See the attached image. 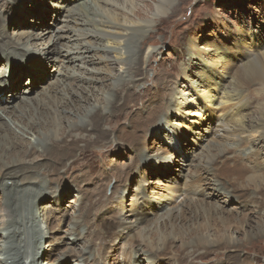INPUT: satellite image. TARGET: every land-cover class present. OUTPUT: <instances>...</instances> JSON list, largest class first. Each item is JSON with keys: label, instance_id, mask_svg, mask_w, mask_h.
I'll return each mask as SVG.
<instances>
[{"label": "rangeland", "instance_id": "obj_1", "mask_svg": "<svg viewBox=\"0 0 264 264\" xmlns=\"http://www.w3.org/2000/svg\"><path fill=\"white\" fill-rule=\"evenodd\" d=\"M24 1L25 0H22L17 3V7H19L16 8L17 12L15 11V15L12 18L10 17L11 14L5 18V23H7L11 38H15L16 33L22 32L29 35L33 33L34 36H36V34L42 35L47 30H51L49 36H53V34L63 36V38L56 43H54V37L50 42L48 37L47 42H43L45 46L42 44V41H38L39 39L35 40L37 41L36 47L31 46V43L23 44L20 47H18L19 44H14L12 47L14 49L12 51L24 54L23 57H10V53L7 57H3L0 53V75L3 73L4 64L8 66L7 63L10 57L15 58L14 65L22 66L23 68H21L23 71L36 73L37 76H35V80L38 77L40 78L41 74L46 76L44 81L38 82V85H40L39 89L37 88L35 93L29 91V95L22 94V92L31 88L33 82H31L30 77H22L19 80V91L17 90L18 92L15 93L16 96L22 95V98L29 99L27 100L28 107H31L33 102L40 101V98H46V102H49L54 109L62 110L64 107L63 105L68 104L72 100V97H78L76 93H81V88L87 87L91 79H93L92 88L89 90L86 89V92L83 94L84 97L88 98L87 102L88 100L90 103L94 102V98H92L91 95H98L106 101V99L110 98V93H101L99 92V88L103 86L109 87L112 84L116 86L122 81L130 80L128 66L121 72L118 66L108 69V66H106L107 64L101 60V56H104V51L101 47L106 42L105 38L98 34L94 35L93 23L91 24L86 18L78 17L79 14H83L81 13L82 10L85 11V9L88 10V8H91L92 4L89 0L80 1L81 4L85 5L81 7V9L83 8L82 10L75 7L76 4L71 3L76 0H34V3H29L30 8L33 9H27V3L23 4ZM117 1L121 8L116 9L113 7L111 10L112 12L115 11L119 23L129 27L132 26L133 21L140 23L139 25L148 26L143 33H139L135 39L123 45L126 52L125 58L128 63L131 64V61H134L135 56H133V53L135 49L140 45L141 40L143 41L144 37L150 34H152L151 41L149 45L146 46V49L149 48L150 51L154 52V56L150 60V63L144 66L141 80L136 82V87L132 89V92L138 97L137 99L132 97V100L129 102V105H135L133 108L134 115L130 114L131 106L121 112L122 114L119 113L121 114L120 117H122V119H119L122 122L120 128L123 127L124 130H127V133H133L132 126H129L127 121L130 117H138L141 121L147 120L150 124H155L148 126L142 123L139 126L142 127V131L138 132L142 145L139 147L138 151L140 148H143L141 151L140 160H142L140 164H138L137 160L138 151H132V146L126 143L121 144L120 142L117 143L113 141L114 137L110 136V138L108 139L107 137L108 140H106L109 142L113 141V145L110 146V148L100 146L102 145L100 141L99 143L94 141L93 145L95 146L88 147V149L91 150L85 155H90L89 159L95 161V166L92 171L79 166L75 171L64 174L63 179L67 181L69 185L58 188V184H51V177L43 175L42 173H40L39 179L42 180V182L45 180L43 186H39L38 184H25V188L22 190L24 192H18L21 194L17 196L14 216L19 224L22 221H26V218L30 220L31 224L29 223L27 228L25 226L26 233L24 243L22 244V246L25 244L29 252L26 255V253L21 250L16 253H10V256H15L17 258L24 257L27 261L26 264H134L130 262L135 259V255L127 260L125 254L132 250L130 247L133 248V244H136L130 241V233L125 229V227H130L132 225V223H130L132 218L129 216L130 208L134 206L146 212H150L151 205H153L151 202L155 200L156 204H158V208L156 207L158 210H155V214L153 213L147 216L148 219H150V225H139L134 231L136 235L142 234L148 244H152L154 240V245L158 237L155 232H157V230L159 233L165 232V228H163V231L161 230L160 224L165 218L167 219V217L161 219L162 221L159 219V217L166 212L165 208L169 204H167V202H161V199L169 196L170 192L167 191L174 190V186H176V189L180 187V189H178L180 190L179 195L183 197V194L187 192L189 183L192 180L198 181V174L200 179L202 178L200 181L207 186L213 185L212 180L218 183L217 189L221 190L218 203L221 202V204H219L228 212L226 215H237L239 218L240 216L238 215H240V213L245 215L250 212L252 214L249 216V219L251 218V226L253 225V227H258L256 224L260 218L263 217L264 207H256V205L250 203L247 205V208L243 203L241 204V199L223 191V183L218 182L219 179H215L217 174L214 176V167L205 164V166L209 168V170L207 169L206 171L205 166L203 168V166L197 162V157L202 152L210 149L208 147H212V145L214 147L212 150L223 149L220 144H217L215 137L209 136V132L205 130L211 129L213 132L217 131L222 125L221 118L232 110H235L238 104L246 105V110L244 116L239 114L237 118H247L249 121H254L258 118V109H264V83L260 81L256 82L257 84L253 83L246 85V78L242 81L235 79L236 85L238 84L236 96L239 100L237 101H232V98L226 97L224 94L225 90L228 92L230 91L229 87L235 85V80L231 78L237 74L241 66L247 64L246 60H248V57L246 54H257L264 58V0H175L172 1L173 6L171 8L169 7L168 13L160 14L159 16L155 15L157 14L156 5L161 3L160 0ZM0 13L6 16L7 10L1 8ZM73 17L80 18L77 25L70 22ZM21 20L23 23L22 27L16 29L14 24L20 23ZM57 30H59V32ZM111 32V35L117 38L122 37L120 32ZM86 35H89V37L84 38ZM194 46L200 48L198 52L204 53V55H202L204 59H201V57L200 59H191L190 55L191 52H194ZM18 48L20 49L18 50ZM49 48H58L65 56L70 52L68 55L69 62L68 60H64V62L62 59L58 60L57 55L48 56L45 51L49 50ZM90 48L91 50L86 53V49ZM110 48L114 49V45H110L109 49ZM77 51H81V53L77 55ZM76 56H80V58L83 59H77V61L74 59L71 61V57ZM92 57L94 59H92ZM202 60L210 64L209 66L205 65L204 68L210 71L212 70L217 74L210 77L211 82L203 78V75L196 76V74L203 71V65H201ZM35 61L38 62L37 68L31 66ZM23 62L27 65L24 66ZM8 68H10V66ZM19 74H21V71ZM69 75L74 80L70 89L69 87L67 89V86H63V84L66 82V78ZM220 76L224 77V79H222L223 82H220ZM207 82L209 83L207 84ZM219 83L226 85V87L221 86ZM227 88L229 89L227 90ZM48 89L52 95H50L51 98L48 96ZM201 91L204 92V94H209L210 97H212L211 100H213V103L203 101L204 99L200 97ZM5 95L7 96L4 97V103L12 105L11 102H8L10 100L7 98L11 94L7 92ZM183 96L197 106L187 105L183 108L182 115L178 116L177 111H173L171 108L170 110L166 105L169 103L171 105L173 103L171 107H174V105H176L175 102L182 103ZM87 102L84 101V99H80L79 104L81 107H85ZM200 102L205 103V108H203L204 106L200 104ZM51 106L50 109L52 108ZM98 106V104H95L96 108ZM199 106L202 107V110L196 112L200 110ZM67 109L68 111L64 114L66 118L72 119L77 117L74 108L73 110H71V108ZM155 109H161L162 119L157 120V116L154 113L157 110L155 111ZM105 115L108 116L107 113H105ZM158 116H160V114H158ZM79 121L82 122V119ZM65 125H68V121L65 122ZM162 126H164V128ZM62 128H64V126ZM56 134H60V128L56 129ZM47 136L51 137L54 135L53 133H49ZM115 136H118V134H115ZM29 138L31 139L32 137L29 136ZM261 138V142L258 145H254L251 141L242 137L235 138L232 142L229 140L225 144H228L227 146L230 148H238L237 154L240 153L239 156L248 154L246 156L249 157L250 160L253 158V161H250V165L255 166V168L258 166L260 169L262 168L260 172L257 171L255 173L258 175H264V173H261L264 172L263 135ZM217 140H220V138H217ZM243 143L245 144L242 146L241 144ZM199 145H202V149L199 148ZM91 151L95 152L90 153ZM36 154L37 153H35V155ZM79 154L81 153L78 152L77 162L83 163L85 156L79 157ZM159 158L163 159L161 162L171 161L170 165L172 168L170 167L169 171H165L160 167L161 164L157 161ZM178 160L186 162L184 167L185 170L182 174L180 171H174L178 167L172 165V163L174 164V162ZM237 160L238 159H230L228 163L237 165L239 164ZM130 166L135 168V175L129 177L126 187L124 186L118 190L117 186H119V182L123 181V179L127 180L126 171H128L127 169ZM195 170H198L196 172L197 176L193 174ZM230 172L235 174L234 169ZM73 175L82 176L80 178V181L83 183L81 188L80 185L74 182L72 178ZM87 175L90 176L89 180ZM83 179H85V182H83ZM22 180L23 178L19 179V183H21ZM10 183L11 182H8V184ZM227 183L231 184L230 180H227ZM107 184V190H104ZM195 187L194 189L198 190V185ZM42 188L44 192L40 193L39 190L43 191ZM100 191H102V196L100 195ZM91 192L94 200H98L100 197L105 196L107 200L113 198L114 202H122V207L117 209L115 203H109L110 200H108L106 203H109V205L106 209H102L101 207L97 208L96 210L99 209V211H97V216L93 218V222L90 221V225L88 223L87 225L82 224V228L80 229L81 239L79 238L76 243H73L72 236L74 229L76 223L80 221L79 217L81 215V210L85 207L83 201ZM1 193L2 191L0 190V195ZM157 193L161 194V196L154 195ZM182 197L177 199L175 201L176 203L168 206L167 210L179 204L183 199ZM32 204L33 207H31ZM42 207L46 208L42 209ZM46 212L53 213V215L56 214L59 219L64 213H67L68 216H65L55 224L51 223L49 226L47 224V216L44 214ZM189 217L192 218L187 214V218ZM108 219H112V221L118 219L123 223V228L115 234L108 244L102 245V241L99 240L98 234L101 228H104V224H106L105 222H107L106 220ZM10 221H12V219H10ZM177 224L181 225L180 227L183 226V223H180V221ZM184 225V228L188 226L187 228H189V230L191 229L189 227V222L187 224L184 223ZM50 227H54L56 230L50 233ZM225 227V229H228V233H233V237L236 238L235 240H237V243H246L245 236L241 230H233L232 225H227V223ZM214 234L216 233L213 231L212 234H209L211 235L209 238L212 239ZM186 235L185 233V235L181 234L177 237L178 241L176 240L172 247L173 256H180L183 254L182 252L185 248H187L185 250L186 252L187 250H189L188 252H192L193 247H187ZM180 236H185V245H183V242L179 239ZM54 239H57V241ZM213 240H216V238ZM147 242L145 243L147 244ZM192 242H194V239L189 241V243ZM258 242L259 241L256 240L253 247L257 246L260 250L258 249L255 251L247 247L246 251H243L241 255L242 262L232 264H264V245L260 248L262 243ZM141 246L142 247L137 243L135 248L144 250L145 245L141 244ZM8 247L10 248V246H7V248ZM69 248L73 250H69ZM199 251L202 253L201 251L203 250H198L197 252ZM46 252L45 258L42 259ZM197 252L195 250L192 253L195 254ZM216 252L220 256L216 257V253H213L209 257L205 256L203 258L194 259V261L190 263L220 264L223 262L224 264H231V262H233L227 260L229 258L225 253L222 254L223 250H218ZM0 254L4 255L1 252ZM60 254H68L70 260L67 263H58L56 260ZM140 256L141 258L143 257L142 254ZM232 256L237 259L238 254H233ZM245 256L247 259L244 262ZM64 260L63 258V261ZM139 261L140 259L136 260V262ZM166 262L167 260L162 263H151V261L147 262V260H142L141 263L136 264L179 263L177 260H172L170 263Z\"/></svg>", "mask_w": 264, "mask_h": 264}, {"label": "bare ground", "instance_id": "obj_2", "mask_svg": "<svg viewBox=\"0 0 264 264\" xmlns=\"http://www.w3.org/2000/svg\"><path fill=\"white\" fill-rule=\"evenodd\" d=\"M19 1L22 0H0V9L3 8L4 10H7L6 16L0 13V53L2 54L3 57H7L9 53H10L9 55L10 57L24 56V54L12 51L14 49L12 48L14 44L15 45L19 44L18 47H20L23 44L31 43V46L36 47L37 41L35 40L37 39H39L38 41H42V44L44 45L45 43L43 42H47L48 37H49V42L54 37V39L56 40V41L54 40V43L59 42L63 38V36L59 34L58 35L53 34V36H49L51 30L50 31L47 30L42 35L36 34V36H34L33 33L30 35L25 32L16 33V37L17 36L18 37L11 38L9 35L10 32L7 27V23H5L6 22L5 18H7L9 14H11L10 15L11 18L15 15V11L17 12L16 8L19 7V6L17 7V3ZM80 1L82 0H76L71 3L76 4L75 7L81 9V7L85 5L81 4ZM172 1L175 0H160L161 3L156 5L157 14L155 16H159L160 14H167L169 7L171 8L173 6ZM89 2H91L93 8L91 6V8H88V10L85 9V11H83L82 8L81 13L83 14L82 15L79 14L78 17L86 18L87 20H89L91 24L93 23L92 25L94 26V35L98 34L105 38L106 42L101 47L103 48L104 51V56H101V60L107 64L106 66H108V69H112L114 66H118L119 71L121 72L123 69H125V67L128 66L127 68L130 74V80L122 81L120 84L116 86L112 84L109 87L103 86L102 88H99V92L101 93H108V94L110 93L109 94L110 98L106 99V101H104V99L100 98L98 95L97 96L91 95V97L94 98V102L90 103L89 100L87 102L88 98L84 97L83 94L84 92H86L85 91L86 89L89 90L92 88L93 79H91L90 82H88L87 87L81 88L82 94L76 93L78 94V97L76 98L72 97V100L68 104L63 105L64 107L62 106L64 109L61 107L62 110L54 109V107H52L49 102H46V98L44 99L40 98V101H35L33 102L31 107H28V102H27V100H29L28 98H22V95L16 96L15 92L19 91V86H20L18 84L19 80L22 77H26V76L30 77L31 82H33L31 84V88H28L27 91L24 90L22 92V94L29 95V91L31 93L32 92L35 93L36 89L37 88L39 89L40 85H38V82L44 81L46 79V76H44V74H41L40 78L38 77L35 80V76H37L36 73H31L30 71L29 73L26 72L25 70L23 71L22 66L19 65L16 66V64L14 65L15 58L9 57L7 63L8 66L4 64L5 67L3 66L4 67V69L2 70L3 73H1L0 75V190L2 191L0 195V235H1L0 252L4 255L0 254V264L27 263L26 258L24 257L17 258L15 256H10V253L12 252L16 253L21 250H23L26 253V255L29 252V250L27 251L25 244L24 246H22V244L24 243V239H25V233H26L25 226L26 228L28 227L30 220L26 218L25 219L26 221H22L19 224L17 223L18 220L14 216L15 208L17 205V196L21 194V193L19 194L18 192L19 191L21 192L25 188V184H29V185L38 184L39 186H43L45 180L42 182V180L39 179L40 178L39 175L40 173H42L43 175H47L51 177L52 178L51 184H55V185L58 184L59 185L58 188H61L62 186L65 185H69L68 182L63 179L64 174H66L67 172H68L67 174H69V172L75 171V169L79 166L81 168H87L89 171L93 170L95 166V161L90 160L89 159L90 155L88 156L85 154L89 150H91L88 149L89 146H93V147L95 146L93 145L94 141H96V143H99V141L102 142V145L100 146L106 148H110V146L113 145L112 144L113 141H116L117 143L120 142L121 144L126 143L127 145L132 146L131 147L132 151L137 152L139 147L142 145V142H140V136L138 135V132L142 131V127H139L140 124L144 123L145 125L148 126L155 124V123L150 124L147 120L141 121L139 120L138 117L136 118L130 117V119H128L127 121L129 123V126H132L133 133H127V130H124L123 127L120 128L122 122L121 120H119L122 119V117H120V115L122 114L121 112H123L127 107L131 106L130 114L134 115L133 108L135 105L134 106L129 105V102L132 100V97H134L135 99H137L138 97L136 94L132 92V89L133 87H136V82L141 80L144 66L150 63V60L154 56L153 51H150L149 48L146 49V46L149 45L151 41L150 39L152 34L144 37L143 41L141 40L140 45L135 49L133 53V56H135L134 61L130 60L132 62L131 64H129L125 58L126 52L124 50L123 45L127 42H131L133 39H135V37H137L139 33H143L145 29L148 28V26L147 25L142 26L139 25L140 23L133 21H132V26L129 27L123 26L121 23H119L118 19L116 18L115 11L112 12L111 10V8L113 7L116 9L121 8L118 5L117 0H89ZM25 3H27L26 8L29 9L30 8L29 3L30 4L34 3V0H25L23 4ZM78 17H73L70 20V22L77 25L80 19ZM22 25L23 23L21 20L20 23H15L14 27H16V29H19L22 27ZM57 31L59 32V30ZM111 31L120 32L122 34V37L117 38L111 35L112 33ZM87 37H89V35L84 36V38ZM32 42L35 44H33ZM110 45L111 46L114 45V49L111 48L109 49ZM91 46L93 47L92 44ZM91 48L86 49V53H88L91 50ZM19 49L20 48H18V50ZM193 49L194 52H191L190 55L192 60L194 58L200 59V57L201 59H204L202 57L204 53L198 52L200 51V48L194 46ZM45 52L48 56L57 55L58 57L57 56L56 57L58 58V60L62 59L63 62L64 60L69 59L68 55L70 53L69 52L65 56L58 48L56 49L49 48V50H46ZM76 53L78 55L79 53H81V51H77ZM246 55L248 57V60H246L247 64L241 66V68L238 69L239 71L237 72V74H235L236 77L234 75L233 78L231 79L233 80L238 79L242 81L244 78H246L247 81L246 85L253 84L259 81L264 83V58H262L260 55L257 54H246ZM74 59L75 61H77V59L82 60L83 58H80V56L71 57V61ZM92 59L94 58L92 57ZM23 65L26 66L27 64L25 65L23 62ZM201 65H203L202 66L203 71L201 73L196 74V76L203 75L202 76L203 78H206L207 81H210V77L214 76L216 72L204 68L205 65L208 66L210 65L209 62H205L202 60ZM9 66L10 68H8ZM31 66L37 68L38 62L36 61L33 62ZM20 71L21 74H19ZM66 79H67L65 82L66 84L64 83L63 86H67V89L68 87L70 89V87L73 85L72 82L74 79H72L70 75L67 76ZM219 79L221 80L220 82H223L222 79H224V77L220 76ZM208 83L209 82H207V84ZM234 83L235 85L233 87L232 86L229 87L228 85L230 91L226 92L225 90L224 94L226 95V97L232 98L231 99L232 101H237L239 100L236 96L238 91L237 88L238 84L236 85V80L234 81ZM220 85L226 87V85L224 84H220ZM229 88H227V90ZM7 92L11 94L9 95L10 97L8 96L7 98L8 100H10L8 102L9 103L11 102L12 105H7L4 103L5 100L4 97L7 96L5 95V93ZM48 93H49L48 96H50L51 95L50 90ZM200 95H201L200 97L204 99L202 100L206 101L207 103L209 102L211 103L213 101L211 100L212 97H210V95L207 93L204 94V92L201 91ZM80 99L81 100L84 99V101L87 102L85 107L80 106L79 104ZM182 100H183L182 103L175 102L176 105H174V107L173 106L171 107L173 103L171 105L169 103L166 106L169 107V109L171 108L173 111H177L178 116L182 115V110L187 105L197 106L191 103L189 99L186 98L185 96L182 97ZM95 104H98L99 106L96 108ZM200 104H202L204 106L203 108H205L206 106L205 103L200 102ZM50 106L52 107L51 109ZM199 107L200 110L199 111L197 110L196 112H200L202 110V107L201 106ZM67 108H71V110H73L74 108L77 117L72 119L68 117L66 118L64 114L68 111ZM156 110L157 109H155V111ZM160 110L158 109L156 112H154L155 115L157 116V120L162 119ZM245 110H246V105L238 104V107L235 110H232L231 112L227 113L223 118H221L222 125L217 131L213 132L211 129L205 130L206 132L207 131L209 132V136L213 138L215 137V141H217V144H220L221 147H223V149L212 150L214 148L212 145V147L211 146L208 147L210 149H207L205 152H202L197 157V162L201 164L203 168L205 164H208V166L210 167L213 166L214 167L213 170L215 172L214 176H216L217 174L215 179L222 180V181L218 180V182H222L224 185L222 190L226 191V193L232 194L234 197L238 199H241V204L243 203V205L246 206L247 208H248L247 205H249L250 203L256 205V207L258 206L264 207L263 206L264 178H262L264 177V175L255 174L257 171L260 172L262 168L260 169L259 166L257 168H255V166H251L250 161H253V158H251L250 160V158L246 156L248 154L239 156L240 153L237 154L238 148L236 147L230 148L227 146L228 144L225 145L227 141L231 140L230 142H232L233 139L239 137L245 138L246 140L248 139L254 145L256 144L258 145L261 142L262 135L264 139V111H263L264 109L263 108L258 109L257 112L258 118L254 121H249L247 120V118L245 119L237 118L239 114L241 116H244ZM105 113H107L108 116H106ZM158 114H160V116H158ZM127 117L129 118L128 114ZM78 119L79 120L82 119V122L79 121ZM66 121H68V125H65ZM63 126L64 128H62ZM162 127L164 128V126ZM58 128H60L59 135L56 134V129ZM49 133L50 134L53 133L54 136L51 137L47 136ZM115 134H118V136H115ZM29 136H31L32 138L30 139ZM110 136L114 137V140L110 142L106 141L110 138ZM217 138H220V140H217ZM244 144L245 143L241 145L243 146ZM199 148L202 149V145L201 146L199 145ZM142 150L143 148H140V150L137 152L138 164H140L142 160V159L140 160ZM78 152L81 153L79 154V157L85 156L83 163L77 162ZM92 152L95 151H91L90 153ZM35 153L37 154L35 155ZM230 159L231 160L238 159L237 162L239 164L233 165L228 163ZM162 160H163L162 158L157 159V161L161 164L160 167H162L165 171H169L170 167L172 168V166L170 165L171 161L168 162L169 161L168 160L167 162H161ZM175 162L174 164L172 163V165L178 168H176V170L174 171H180V173L182 174L183 171L185 170L184 167L186 162H184L183 160H178L176 164ZM134 169L135 168L131 166L127 169L128 170L126 171L127 180L123 179V181L119 182V186H117L118 190L124 186L126 187V183L129 177L131 176L133 177L135 175ZM205 169L206 171L207 169L209 170V168L206 166ZM233 169L235 170V174H232V172H230ZM197 171L198 170H195L193 172V174H195L196 176H197L196 174ZM87 176L89 180L90 176L89 175ZM81 177L82 176H78V175L76 176L73 175L72 177L74 179V182L77 183V185H80V188L82 187L83 184L80 181ZM22 178L23 180L21 181V183H19V179ZM200 180H202V178L200 179V176L198 174V181L192 180L189 183L187 192L183 194L184 195L183 197L181 195V197L183 198L182 201L179 204L175 205V207L170 210H167V207L173 203H176L175 201L181 198L179 195L180 190H178L180 189V187L179 188L177 187L178 189H176V186H174L175 187L174 190L169 189L171 191H167V192H170V195L167 196L166 198L161 199V202H167V204L168 203L169 204L165 208L166 212H164L159 217V219L161 220L164 219L165 217H167V219L165 218V220L163 221L161 220L162 222L160 224L161 225L160 228L162 231L163 228H165V232L163 233L161 231L162 233H159L158 230L157 232H155V234L158 235V237L156 238L157 240H155L154 245H153L154 240L152 244L151 243L148 244L147 240L143 238L142 234H138L139 235L138 236L134 234V231L139 225H143V224L150 225L149 222L150 219H148L147 216L155 212V210L158 208V204H156L155 200L154 202H151L153 203V205H151V211H150L151 213L141 210L134 206L130 208L129 216L132 218L130 221L132 225L130 227H125L124 225L125 229L128 230L130 233V241L132 243H136L133 244V248L130 247L132 249V250L130 249L131 250L130 252L125 253L127 256V260L128 258L131 259L133 255H135V259H133V261H131L130 263H134V264L141 263L142 260L143 261L147 260V262L151 261V263H162L165 260H167L166 263L168 262L170 263L172 262V260L174 261L177 260L179 261V263L177 264H189L190 262L194 261V259L203 258L205 256L209 257L213 253H216L215 255L216 257L220 256L216 252L218 250H223L222 254L225 253L229 258L227 260L233 261L231 262V264L236 262L241 263L242 262L241 255L243 254V251H246L247 247H250L251 249L257 251L259 247L258 248L257 246L253 247L255 244L254 242L256 240L262 243L260 248L264 245V212H263V217L260 218V220L256 224L258 227H253V225L251 226L252 221L250 220L251 218L249 219V216L252 213H250L249 211H248L249 213L245 215H242L240 213V215H238L240 216L239 218L237 217V215H231V214L226 215V213L228 212H226V210L222 208V206L220 205L221 202H219L220 204L218 203L219 197L221 196L220 193L221 190L217 189L218 183H216L215 180H212L213 185L207 186L206 184H203V182ZM227 180H230L231 184L227 183ZM8 182L11 183L8 184ZM83 182H85V179H83ZM195 184L198 185V190L194 189L196 188ZM107 186L108 184L105 185L104 190H107ZM42 190L43 191L39 190L40 193L44 192L43 188ZM23 192L24 191H22V193ZM100 195L102 196V191H100ZM154 195L161 196V194L159 193ZM108 200H110L109 203L114 202L113 198ZM108 200L105 199V196L100 197V199L98 200H94L92 198V192H91V194L83 201V205H85V207H83L81 210V215L79 217L80 221L76 223V227L74 229V233L72 236L73 243L74 242L76 243L79 240V238L81 239L80 229L82 228V224L87 225V223L89 224L90 221L93 222V218L97 216V211H99V209L98 210L96 209L100 207L102 209H106L107 206L109 205V203L108 204L106 203ZM114 203L117 209L122 207L121 205L122 202L118 201ZM31 207H33V204L31 205ZM45 208L46 207H42V209ZM44 214L47 216V224L49 226L51 223L55 224L65 216H68L67 213H64L62 216L60 215L61 218L59 219L56 216V214L53 215V213L51 214L49 212H46ZM187 214L192 218L190 217L187 218ZM10 219H12V221H10ZM112 219L106 220L107 222H105L106 224H104V228H101L99 226L101 230L99 231L98 235H99V240L102 241V245L108 244L113 239L115 234H117V232L121 228H123V223L121 221H119L118 219H114L112 221ZM179 221L180 223H183L182 227H180L181 225L177 224ZM188 222H189V227L191 228L190 230L189 228H187L188 226L185 227L186 229L184 228L185 226L184 223L187 224ZM226 223L227 225L231 224L233 230L234 229L241 230L245 236L246 243H241V244L237 243L236 242L237 240H235L236 238L233 237V233H228L227 232L228 229H225ZM49 230H50L49 232L52 233L51 231H54L56 229L54 227H50ZM213 231L216 234H214L212 239H210L209 237L211 235L209 234H212ZM184 232L187 234L186 235L187 247L188 246L193 247L192 252H194L195 250L196 252L198 250H203L201 251L202 253H200L199 251L193 254L192 252H188L189 250H187L186 252L185 250L187 248H185L182 252L183 254H181L180 256L177 255L173 256L172 247L174 245V242L177 240V237L179 235L181 234L185 235ZM215 238L216 240H213ZM179 239L181 240V242H183V245H185L184 244L186 243L185 236L183 237L180 236ZM193 239L194 242L189 243V241ZM55 241H57V239ZM145 242H147V244ZM137 243L140 247H142L141 244H144L145 249L139 250L135 248V245H137ZM65 244L69 245L68 243ZM7 246H10V248L9 247L7 248ZM69 250H73V249L69 248ZM46 254L47 252L44 253L42 259L45 258ZM141 254L143 255L142 258L140 256ZM233 254H238L237 259L232 256ZM63 258L65 259L64 261ZM244 258H245L244 260L245 262L247 257L245 256ZM139 259L140 261L136 262V260ZM69 260L70 259L68 254H60L56 261H58V263H67ZM182 262H186V263H182ZM190 264H194V263H190ZM220 264H224V263L221 262Z\"/></svg>", "mask_w": 264, "mask_h": 264}]
</instances>
